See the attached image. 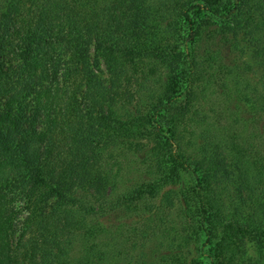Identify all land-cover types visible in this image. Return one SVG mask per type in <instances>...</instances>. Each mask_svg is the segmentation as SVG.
Instances as JSON below:
<instances>
[{
  "label": "trees",
  "instance_id": "16d2710c",
  "mask_svg": "<svg viewBox=\"0 0 264 264\" xmlns=\"http://www.w3.org/2000/svg\"><path fill=\"white\" fill-rule=\"evenodd\" d=\"M5 1L0 264H264V0Z\"/></svg>",
  "mask_w": 264,
  "mask_h": 264
},
{
  "label": "rangeland",
  "instance_id": "374dc122",
  "mask_svg": "<svg viewBox=\"0 0 264 264\" xmlns=\"http://www.w3.org/2000/svg\"><path fill=\"white\" fill-rule=\"evenodd\" d=\"M7 5L8 4L5 0H0V13L4 12L7 9ZM240 53L243 64H248L249 71L251 70V76L247 75L245 71H241V75H244L245 79L248 78L249 81L251 78L252 81H257L255 90L257 93H263L262 90H264V88L261 87V83L259 81L262 82V78H264V36L259 42L256 43L255 46L242 45ZM3 58H7V55L4 54ZM100 69H102L103 73H101V75L104 77V66L102 64H100ZM235 87L237 90H243L244 88V86L240 84H237V86H234V88ZM235 98L236 94L230 98H228L226 95L223 96L222 94L217 95V97L214 98L213 102L218 103L216 105V109L221 113L223 112V118H221L220 122H225L224 109H227L228 113L233 114L232 119L237 120L239 126H245L244 132H241L242 134L246 136L247 134H250L251 137L255 134V139L258 142H261V140H263L264 138H258V134L256 133L260 131V128L262 126V120H260V118H252L250 115V110L248 109L247 105L243 102V100L237 101L238 99L235 100ZM208 106H210V104H208ZM3 180L4 177L0 178V181ZM246 247H248V253H251V255H264V251H259L258 248L251 244H248ZM204 259L205 262L203 264H209L207 259Z\"/></svg>",
  "mask_w": 264,
  "mask_h": 264
}]
</instances>
